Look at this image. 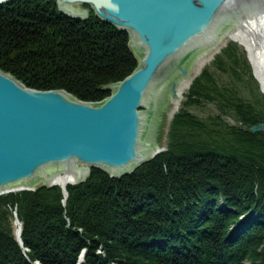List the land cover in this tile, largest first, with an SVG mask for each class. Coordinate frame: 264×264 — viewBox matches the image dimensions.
<instances>
[{"label":"trees","instance_id":"trees-1","mask_svg":"<svg viewBox=\"0 0 264 264\" xmlns=\"http://www.w3.org/2000/svg\"><path fill=\"white\" fill-rule=\"evenodd\" d=\"M85 7L84 20L62 14L57 0L0 5V70L29 89L64 91L85 103L107 99L108 86L139 62L129 34ZM228 68L235 77L250 71L235 42L193 81L168 151L131 175L111 178L93 167L86 182L66 186V204L58 185L1 195L0 264H79L83 251L82 264H264V132L251 130L264 125V95L249 80L263 108L234 103L219 76ZM205 105L219 110L209 122L189 111ZM229 109L242 126L226 123ZM179 135L182 150L173 148Z\"/></svg>","mask_w":264,"mask_h":264},{"label":"water","instance_id":"water-1","mask_svg":"<svg viewBox=\"0 0 264 264\" xmlns=\"http://www.w3.org/2000/svg\"><path fill=\"white\" fill-rule=\"evenodd\" d=\"M57 5L62 14L84 20L89 12L81 6H90L101 20L127 32L140 65L100 103L29 89L0 70V196L44 184L60 186L68 198L66 187L48 176L69 173L83 183L92 167L112 177L132 174L162 152L154 150L167 92L177 96L176 79H187L189 64L220 39V31L239 25V17L264 13V0H57ZM251 130L264 132V125ZM15 218L23 245L22 224Z\"/></svg>","mask_w":264,"mask_h":264},{"label":"rangeland","instance_id":"rangeland-1","mask_svg":"<svg viewBox=\"0 0 264 264\" xmlns=\"http://www.w3.org/2000/svg\"><path fill=\"white\" fill-rule=\"evenodd\" d=\"M76 8H80L78 6H76ZM81 9L82 11H86V12H89L90 14V9L88 7H85V6H81ZM92 9V8H91ZM228 27V26H227ZM223 31H220V35L222 34ZM234 41H229V43H232ZM237 43V42H235ZM228 44H225L224 45V48H222L212 59L211 61L206 64V67L212 65V63L214 62L215 58H217L218 56H220L221 52L226 49V47L228 46ZM238 44V43H237ZM129 45H130V48L132 49L131 45V39L129 40ZM213 45V44H212ZM239 45V44H238ZM211 46V45H210ZM209 46V47H210ZM240 46V45H239ZM241 48L244 49L245 51V54H246V57L248 58V66L250 68V71H243V69L240 68V70L238 71V73L240 74L239 75H236V77L233 75V73L229 70H227V73H223V74H219V76H221V82H222V85L223 87H226L228 88V91H229V94H227V97L228 98H231V100L236 103L239 99H241L243 102H253L256 104L257 108L258 109H262L263 108V103L260 99V96L258 97V95H256L255 92H253V86L248 84L249 80H252L253 82H255L254 80H258L256 79V75H255V71H254V68H253V65L252 63L250 62V58L248 56V53L247 51L245 50L244 47L240 46ZM133 51V49H132ZM134 55H135V52L133 51ZM141 55V54H140ZM136 56V55H135ZM139 56V55H138ZM137 58V56H136ZM138 59V58H137ZM139 62V65H140V61L138 60ZM193 63V62H192ZM189 64L191 66H189L190 68L189 69V72L192 73L193 72V68H194V64ZM227 64L232 65L231 62H229V60L226 62ZM194 65V66H193ZM193 66V67H192ZM139 67V66H138ZM188 67V66H187ZM205 67V68H206ZM204 68V69H205ZM138 69V68H137ZM136 69V70H137ZM203 71V70H202ZM195 73V72H194ZM200 75V74H199ZM198 75V76H199ZM252 75V77H251ZM131 76V75H130ZM196 76L195 79L198 77ZM239 76V77H238ZM128 78V77H127ZM194 79V80H195ZM254 79V80H253ZM124 81V80H123ZM122 82V81H120ZM120 82H116L114 84H110L108 87L111 91V95H112V86H115L116 84L120 83ZM258 82V86H259V89L261 91V93L264 95V91L262 92V87L260 85V82ZM64 92V91H63ZM188 93V91L185 93V95ZM68 94V93H67ZM70 95V94H69ZM111 95L109 97H111ZM185 95H184V99L183 101H185ZM108 97V98H109ZM173 98L171 97V94L167 92V95H166V99H165V104H164V109H163V113H162V118H161V122H160V127H159V132H158V136H157V141H156V148L154 150V152L158 151L159 149L162 150V152H165V151H168V148H169V134H170V130H171V124H172V121H173V118L171 119V110H172V104H171V101L170 99ZM182 101V102H183ZM82 102V101H81ZM102 102V101H101ZM181 102V104H182ZM97 103H100V102H97ZM181 106V105H180ZM189 111L191 113H193L194 115H196L200 120H203V121H206V122H209L211 121L210 120V117L216 115L217 113H219V110L215 107V106H209V105H205L203 107H192L189 109ZM147 112V110L145 111ZM178 112V111H177ZM176 112V113H177ZM225 116V121L227 124L229 125H232V126H242L241 123H239L238 121H236V117H234V113H233V110L232 109H229V113L227 115H224ZM223 116V117H224ZM207 127L209 128V130H212V129H216L214 126H212L210 123L207 124ZM182 135V134H181ZM181 135H179L176 140H175V143L176 144H173V148L176 149V150H182V148L178 145V141L181 137ZM211 137H215L214 135H210ZM220 143H222V145L224 146H227L228 142L227 141H218ZM194 146H198V143H195ZM229 146V145H228ZM228 146L226 147V149L228 148ZM160 152V153H162ZM159 153V154H160ZM157 156V155H156ZM155 156V157H156ZM154 157V158H155ZM153 158V159H154ZM152 160V159H151ZM150 160V161H151ZM149 162V161H148ZM78 167L80 169H82L83 167L85 166H81V165H78ZM93 168V167H92ZM92 168H91V172H92ZM138 169V168H137ZM136 171V170H135ZM134 171V172H135ZM133 172V173H134ZM91 174V173H90ZM109 174V173H108ZM110 175V174H109ZM131 175V174H130ZM90 176V175H89ZM127 176V175H126ZM111 178H120V177H112L110 175ZM124 177V176H123ZM89 178V177H88ZM50 179V178H49ZM87 181V180H86ZM84 181V182H86ZM83 182V183H84ZM78 184H82V183H77V184H72V185H78ZM71 185V184H70ZM42 186H47V187H50V185H42ZM42 186H39V187H42ZM66 196H65V201L64 203L66 204ZM223 198H220V204L222 203V200ZM210 204H214V201ZM222 206H224L222 204ZM206 207V206H204ZM16 214V212H14ZM241 218H245V216L241 217ZM14 228L16 229V233H17V224L15 223L14 224ZM15 233V234H16ZM262 249V247L260 248V250ZM85 253L86 251H83L81 257H80V260H79V264H82L84 263L85 261ZM98 254L101 255V256H105V252H104V248L103 247H100L99 250H98ZM113 264H117V263H113ZM244 264H252V262L250 260H246Z\"/></svg>","mask_w":264,"mask_h":264},{"label":"bare ground","instance_id":"bare-ground-1","mask_svg":"<svg viewBox=\"0 0 264 264\" xmlns=\"http://www.w3.org/2000/svg\"><path fill=\"white\" fill-rule=\"evenodd\" d=\"M229 41L237 42L240 46L245 48L253 65L256 78L264 91V13H259L239 17V25L233 23V28L228 26L227 31H223L220 35V39L215 44L213 42V45L211 44V46L206 49L202 57L192 63L195 66L193 65V72L187 76V79H176L178 83L177 96L170 99L173 106L171 110V119L178 111L184 99V95L190 89L195 77L201 74L206 64H208ZM156 147L155 145V148ZM48 178H50L52 183L65 187L69 184L79 182L70 178L69 173L55 174L48 176ZM16 224L18 231L20 229V224L18 222H16Z\"/></svg>","mask_w":264,"mask_h":264}]
</instances>
